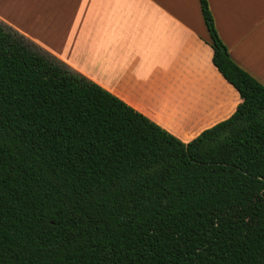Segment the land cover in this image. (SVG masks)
Here are the masks:
<instances>
[{
  "label": "trees",
  "instance_id": "1",
  "mask_svg": "<svg viewBox=\"0 0 264 264\" xmlns=\"http://www.w3.org/2000/svg\"><path fill=\"white\" fill-rule=\"evenodd\" d=\"M185 142L0 20V264H264V84Z\"/></svg>",
  "mask_w": 264,
  "mask_h": 264
},
{
  "label": "crops",
  "instance_id": "2",
  "mask_svg": "<svg viewBox=\"0 0 264 264\" xmlns=\"http://www.w3.org/2000/svg\"><path fill=\"white\" fill-rule=\"evenodd\" d=\"M234 61L264 84V0H208ZM0 20L188 142L241 95L213 62L200 0H0Z\"/></svg>",
  "mask_w": 264,
  "mask_h": 264
}]
</instances>
